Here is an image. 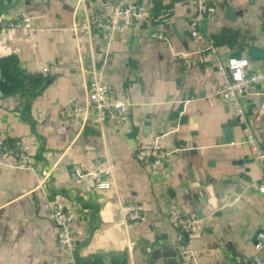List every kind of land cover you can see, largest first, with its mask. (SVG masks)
<instances>
[{
	"label": "crops",
	"instance_id": "0c3cea01",
	"mask_svg": "<svg viewBox=\"0 0 264 264\" xmlns=\"http://www.w3.org/2000/svg\"><path fill=\"white\" fill-rule=\"evenodd\" d=\"M127 1L146 4L150 14L118 33L107 51L99 31L73 30L85 10ZM205 1L207 11L196 19L197 0H0V131L23 139L35 165H0V264H194L180 256L183 243L197 264L264 256V245L254 247L264 232V194L251 186L264 178V159L243 142L219 95L216 65L201 50L211 45L222 57L245 55L248 45L264 51V0ZM23 11L36 15L33 41L18 29L6 32ZM51 59L55 70L42 71ZM249 60L264 68V56ZM93 75L132 101L127 124L97 125L90 111L65 116L71 99L88 104ZM262 89L264 81L253 85L242 102L264 149ZM145 141L176 149L163 166L148 165L135 156ZM99 160L109 188L70 174ZM40 169L49 170L47 179ZM52 201L75 212L72 254L57 240ZM127 201L142 204L141 219L122 220ZM189 211L198 234L173 222Z\"/></svg>",
	"mask_w": 264,
	"mask_h": 264
},
{
	"label": "built area",
	"instance_id": "2783aa9c",
	"mask_svg": "<svg viewBox=\"0 0 264 264\" xmlns=\"http://www.w3.org/2000/svg\"><path fill=\"white\" fill-rule=\"evenodd\" d=\"M198 15L206 13L207 5L205 0H197ZM149 7L142 2L127 1L118 6L110 7L102 11L96 7L85 10L75 19L73 30L76 33L89 34L99 31L102 35V48L107 51L118 33L127 27L133 26L139 18L148 17ZM36 15L30 11H23L14 21L6 26V32L18 29L24 39L33 41L37 35V27L34 25ZM155 35L161 37L160 33ZM206 58L212 59L216 65L217 73L220 76L221 88L219 95L222 101L230 107L243 133V142L248 144L255 159L263 161L264 149L259 144L255 131L252 128L242 97L249 93L251 87L264 81V68H252L250 60L245 55H228L222 57L211 46L201 49ZM176 54V53H175ZM178 54V53H177ZM181 55V54H178ZM56 64L51 59L42 66V71L50 72L55 70ZM88 104H82L71 99L64 108V114L71 118L85 117L90 111L92 121L101 125L107 121L118 124H127L130 121L132 101L120 95L113 94L108 85L98 76L93 75L87 81ZM259 110H264V89L259 91ZM166 149L157 141H145L139 143L135 148V156L141 161L152 166H163L169 155L175 150ZM0 165L19 167L33 170L35 165L31 152L28 150L26 142L18 137L12 136L6 130L0 131ZM107 167L103 166L99 160L96 166L87 169L81 166H73L70 174L75 178L93 179L99 189L109 188L110 181L104 180L103 174ZM40 179L45 180L50 172L40 169ZM251 186L258 192L264 194V178L254 181ZM51 219L57 227V240L67 253L72 254L75 246L73 233V223L75 212L72 208L64 206L58 201H52L50 205ZM122 220L125 222L136 221L143 216V206L141 203L127 201L120 205ZM175 226L180 231H194L198 234V218L193 211L175 215L173 218ZM179 236V240H180ZM264 245V232H257L255 249H260ZM180 254L194 264H197L196 253L187 243H183ZM226 264H264V256H246L234 254L226 259Z\"/></svg>",
	"mask_w": 264,
	"mask_h": 264
},
{
	"label": "water",
	"instance_id": "95a60500",
	"mask_svg": "<svg viewBox=\"0 0 264 264\" xmlns=\"http://www.w3.org/2000/svg\"><path fill=\"white\" fill-rule=\"evenodd\" d=\"M205 23H206V17H203V19H202V21L200 23L203 30H204ZM232 55L240 56L241 53L239 51H235L234 53H232ZM245 56H247L248 58L250 56L263 57L264 56V51L258 49L257 47H254L252 45H248L246 47V49H245ZM0 79H1V71H0ZM0 95H1V92H0Z\"/></svg>",
	"mask_w": 264,
	"mask_h": 264
},
{
	"label": "trees",
	"instance_id": "16d2710c",
	"mask_svg": "<svg viewBox=\"0 0 264 264\" xmlns=\"http://www.w3.org/2000/svg\"><path fill=\"white\" fill-rule=\"evenodd\" d=\"M14 63H15L14 61L11 62L10 66L7 67V71H4L5 74H8L10 72V69L12 68V66H14Z\"/></svg>",
	"mask_w": 264,
	"mask_h": 264
}]
</instances>
